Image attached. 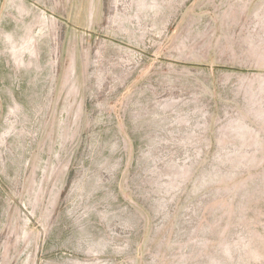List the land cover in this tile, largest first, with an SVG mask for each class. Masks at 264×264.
<instances>
[{
	"label": "rangeland",
	"instance_id": "1",
	"mask_svg": "<svg viewBox=\"0 0 264 264\" xmlns=\"http://www.w3.org/2000/svg\"><path fill=\"white\" fill-rule=\"evenodd\" d=\"M0 264H264V0H0Z\"/></svg>",
	"mask_w": 264,
	"mask_h": 264
}]
</instances>
